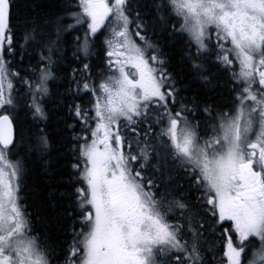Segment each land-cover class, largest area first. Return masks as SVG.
<instances>
[{
    "label": "snow or ice",
    "instance_id": "6c2138e0",
    "mask_svg": "<svg viewBox=\"0 0 264 264\" xmlns=\"http://www.w3.org/2000/svg\"><path fill=\"white\" fill-rule=\"evenodd\" d=\"M0 264H264V0H0Z\"/></svg>",
    "mask_w": 264,
    "mask_h": 264
},
{
    "label": "trees",
    "instance_id": "16d2710c",
    "mask_svg": "<svg viewBox=\"0 0 264 264\" xmlns=\"http://www.w3.org/2000/svg\"><path fill=\"white\" fill-rule=\"evenodd\" d=\"M179 62V50H176L173 53V64L178 65ZM57 89L55 85L53 86V91L55 92ZM62 90V89H61ZM47 182V178L42 170H39L35 173H33L27 180V196L29 197L28 203L32 205L33 203L39 205L43 199L46 198L47 191L45 185ZM33 185H35V188H33ZM45 211H47V208L45 206ZM29 211H35L33 207L29 208ZM62 239H66L68 243L71 242V234H63Z\"/></svg>",
    "mask_w": 264,
    "mask_h": 264
}]
</instances>
